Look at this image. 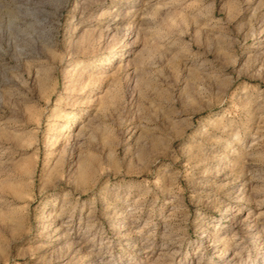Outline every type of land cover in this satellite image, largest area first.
<instances>
[{"label": "rangeland", "instance_id": "1", "mask_svg": "<svg viewBox=\"0 0 264 264\" xmlns=\"http://www.w3.org/2000/svg\"><path fill=\"white\" fill-rule=\"evenodd\" d=\"M0 264H264V0H0Z\"/></svg>", "mask_w": 264, "mask_h": 264}, {"label": "bare ground", "instance_id": "2", "mask_svg": "<svg viewBox=\"0 0 264 264\" xmlns=\"http://www.w3.org/2000/svg\"><path fill=\"white\" fill-rule=\"evenodd\" d=\"M86 64V63H85ZM71 245V244H70ZM62 248V247H61Z\"/></svg>", "mask_w": 264, "mask_h": 264}]
</instances>
